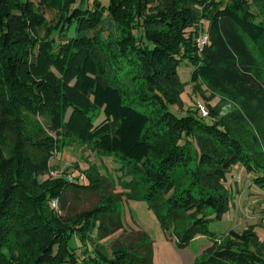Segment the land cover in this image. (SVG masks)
<instances>
[{
  "label": "trees",
  "instance_id": "obj_1",
  "mask_svg": "<svg viewBox=\"0 0 264 264\" xmlns=\"http://www.w3.org/2000/svg\"><path fill=\"white\" fill-rule=\"evenodd\" d=\"M76 1L0 0V264H86L69 240L89 239L85 231L97 219L99 235L121 228L120 196L99 174L89 170L88 185L41 179L72 137L129 164L162 226L170 229L171 221L180 248L196 235L216 236L210 220L226 209L224 183L233 165L264 187V147L254 151L234 136L208 103L213 94L204 95L206 89L226 93L239 105V118L252 125L264 116L263 9L252 0H109L106 6L92 0L86 7ZM41 5L59 13L44 36ZM200 33L207 35L203 45L196 42ZM120 57L137 68L130 82L119 80ZM183 60L192 65L189 81L206 99L197 102L207 106L206 115L200 106L182 115L170 108L182 105ZM189 161L193 179L180 188L174 172ZM67 189L100 199L77 214L76 224L50 207L56 199L64 208ZM226 238L223 244L216 238L194 264H264V244L251 229H229ZM116 245L111 258L97 249L101 260L153 264L146 234ZM81 253L91 264L86 250Z\"/></svg>",
  "mask_w": 264,
  "mask_h": 264
},
{
  "label": "rangeland",
  "instance_id": "obj_2",
  "mask_svg": "<svg viewBox=\"0 0 264 264\" xmlns=\"http://www.w3.org/2000/svg\"><path fill=\"white\" fill-rule=\"evenodd\" d=\"M99 1L105 6L109 2V0ZM221 1L226 3L231 0ZM252 1L253 4L264 11V0ZM76 5L80 7L91 6L92 0H77ZM255 5H253L254 9H256ZM38 11L42 13L46 20L40 30L44 36L51 26L56 25L59 13L54 6L47 5L39 6ZM202 24L205 27L208 23L207 21H203ZM201 35L200 33L197 36L196 42ZM104 42L107 44V40H104ZM110 47L114 48L113 45H110ZM119 60L121 61L120 64L122 67V71L118 70L117 72L118 74L121 73L119 80L130 82L128 75L136 73L137 68L135 66L128 68V64H126L122 57ZM191 70L192 65L185 60L181 61L178 66V77L183 84V91L180 94L182 105L176 104L170 107L178 115L196 109V106H199L197 104L198 101L202 104L207 103L201 94L193 93L192 84L189 81ZM122 85L124 86L125 84L122 83ZM125 87L128 89L126 85ZM210 93L214 97L208 103L211 105L214 104V110L220 116L226 117V122L232 129V134L254 151L260 147L258 145L259 143L264 147V139H262L264 116L262 115L261 118H257L256 121H253L252 125L244 119L239 118L238 113H242L239 105L229 95L226 93L220 94L217 91L215 93L209 89L204 90L205 96H208ZM205 108L207 110V106ZM153 110L154 107L150 112H153ZM95 113L96 110L91 111V115ZM38 119L48 128L46 122L41 117H38ZM254 127L263 131L258 132ZM33 128L36 129L37 127L34 126ZM49 133L55 136L53 132ZM252 134H257L261 139L256 141ZM65 142H67V146L62 147V149L51 157L48 163L49 168L41 176V179L45 177H58L67 181L68 175H72L79 183L88 185L90 181L86 173L90 170V174L91 172L95 175L99 174L103 179L109 181L111 185L107 187V190L117 194V197L118 195L120 196L117 213L120 218L121 228L106 235H99V222L97 219L91 226L89 234L88 231H85V238L89 237V239L83 241L80 238L73 237L69 240V245L74 247L75 253L82 257L81 261L83 263L89 264L83 260L82 250H86V255L93 259L91 264H96V259L101 260L98 252H96L97 249L108 258H111L115 255L113 250L118 246L116 243H122L124 244L123 246H126L128 241H133L134 238L136 239L138 235L141 236L142 233L148 236V240L152 244L153 264H194L195 260H200V256L208 251L207 249L214 246L213 244L216 238L218 244H223L227 239V231L229 229H236L238 231L251 229L256 235L257 243L264 244V187L259 186L254 181L253 174L241 164L233 165L226 174L224 185L225 189L228 188L229 192L226 209L219 218L210 220V229L216 233L215 238L208 235H196L186 247L180 248L176 245L175 239L170 231L171 221H169L170 229H165L162 226L153 208L142 197V188L135 182L134 175L129 169L128 163H125L124 160L116 155L98 153L92 150L89 145L79 142L75 137L69 138ZM184 168H187L185 172ZM193 168V161H189L187 166L179 167L174 172V179L177 180L179 176L181 182H183V184L180 183V188L185 182L193 179L191 175V172L194 170ZM81 173L84 175V178L79 180L78 178ZM100 190L105 191V188L102 187ZM97 195V193L91 191L83 190L75 192L67 189L64 196V208L60 207V202L56 199L54 200L57 201L58 208H53L52 205L50 207L58 215L64 216L65 214H70L69 216L72 219L69 221L76 224V221L80 217L77 214L92 208L97 200H100ZM66 208L69 209L68 213H66ZM186 219L189 220L190 217L187 216L185 217ZM250 246L252 245L250 244ZM101 261L102 264L109 263L108 261Z\"/></svg>",
  "mask_w": 264,
  "mask_h": 264
},
{
  "label": "built area",
  "instance_id": "obj_3",
  "mask_svg": "<svg viewBox=\"0 0 264 264\" xmlns=\"http://www.w3.org/2000/svg\"><path fill=\"white\" fill-rule=\"evenodd\" d=\"M206 41H207V35L202 34L201 37L198 38V40H197V45H201V44L203 45L204 43H206ZM199 106H200V112H201V114L202 115H206L207 114V110L205 109V107L202 106V105H199ZM83 178H84V175L81 173V175H80V177L78 179L80 180V179H83ZM67 179L70 182L71 181H76L72 175H68ZM56 202L57 201L54 200V199L51 200V205H52L53 208H58V205H57Z\"/></svg>",
  "mask_w": 264,
  "mask_h": 264
}]
</instances>
